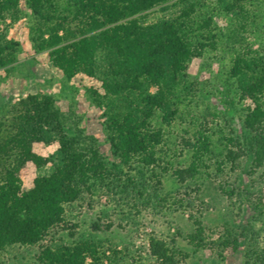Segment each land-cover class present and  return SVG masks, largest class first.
I'll return each mask as SVG.
<instances>
[{
    "label": "rangeland",
    "instance_id": "1",
    "mask_svg": "<svg viewBox=\"0 0 264 264\" xmlns=\"http://www.w3.org/2000/svg\"><path fill=\"white\" fill-rule=\"evenodd\" d=\"M80 1L51 0L50 26L32 16L25 0L14 14L0 18V46L14 60L0 66V203L7 196L5 171L14 174L16 195L7 209H0V222L18 228L14 219L24 221L35 205L34 187L75 166L65 160L64 150L70 158L81 154L85 161L103 165L108 178L99 180L89 174L77 200L63 205L69 231L31 233L30 242L2 247L0 264H40L43 248L63 246L89 249L94 264H159L150 255L152 240L163 243L178 264H264V163L254 169L250 155L233 165L224 160L229 140L243 143L250 136L243 129L249 102L240 100L229 73L234 53L249 52L264 67V0H174L127 19H136L150 34L164 25L176 30L172 54L161 59L158 68V86L145 83L140 91L152 96L164 93L165 120L154 119L158 123L154 127L160 129L155 157L163 163V171L137 161L121 165L112 155L107 129L111 117L119 124L143 105L136 94L132 110L127 109L132 102L121 100L99 102L100 108L96 107L87 92L106 97L102 90V81L109 80L105 51L95 56L99 69L94 78L81 72L68 81L49 64L47 53L35 48L38 37L47 40L55 30L72 42L76 26L89 19H77ZM232 4L234 12L226 9ZM61 17H66L63 32L57 28ZM35 95L52 98L54 112L62 119L41 126L20 167L9 140L15 133L11 108ZM198 135L208 144L209 154L195 178L180 185L172 169H186L194 160L193 152L183 149L181 142L194 143ZM194 221L203 229L199 249L189 243Z\"/></svg>",
    "mask_w": 264,
    "mask_h": 264
},
{
    "label": "trees",
    "instance_id": "2",
    "mask_svg": "<svg viewBox=\"0 0 264 264\" xmlns=\"http://www.w3.org/2000/svg\"><path fill=\"white\" fill-rule=\"evenodd\" d=\"M20 1L0 0V18L14 14ZM50 1L25 0V5L33 17L41 18L50 26L51 20L53 22L50 17L53 14ZM172 1L174 0H81L78 7L80 17L77 16V19H89L76 26L72 42H68L63 33L58 35V30L53 31V36L47 40L39 37L36 39V50L39 53L46 52L49 64L59 70L68 81L81 72L94 78L99 69L95 56L98 52L105 51L104 69L108 72L109 80L102 81V90L106 97L99 99L95 92H87L96 107L100 108L102 102L121 100L127 104L132 102L127 107L132 110L133 98L139 94L143 105L140 111L130 112L125 121L119 124H116L118 120L111 117L110 121L114 120L107 126L112 155L120 160L121 165L137 161L146 168L165 170L161 166L163 163L155 157V148L160 144V129L154 127L158 124L154 119L164 122L166 117L164 93L159 91L157 96H152L144 95L140 91L147 86L145 83L158 86V68L161 59L172 54V40L176 36V30L172 26L164 25L160 32L150 34L151 30L141 27L136 19H127ZM235 6L232 4L226 9L234 12ZM65 21L66 17L57 20V28L61 32L64 30ZM93 31L98 33L92 36ZM4 53V47L0 46V57L4 56L3 61L0 59V66H9L14 62L13 55H8L10 52ZM249 54L231 55L229 80L237 84L240 100L249 102L243 119V129L250 136L243 139V143L229 140L226 143L224 160L233 165L240 158L250 155L252 167L258 169L264 163V67ZM228 102L232 106L231 100ZM54 108L55 102L52 98L40 95L19 101L16 107L11 108L10 125L15 133L10 134L9 140L17 150L18 166H23L27 160L31 139L38 134L41 126L48 124L50 120L60 123L62 118L54 112ZM181 144L183 149L193 152L194 160L186 169H172V175L180 185L195 178L199 168L204 166L203 158L209 154L208 144L202 135H198L194 143L182 140ZM62 152L65 160H72L75 166L51 175L34 187L35 205L25 213L24 221L14 219L18 228L11 222H0V249L10 244L30 242L28 235L31 233L43 235L52 229L69 231V224L63 218V205L77 200L80 187L86 188L89 174L99 180L108 178V171L96 161L89 163L81 154L70 158L65 150ZM13 181V172L5 171L3 184L7 196L0 203V209H7L16 197L12 191ZM156 185L160 186L158 181ZM222 193L230 197L224 190ZM202 242V225L194 221V231L189 236V243L193 248L199 249ZM149 251L159 264H178L175 255L161 242L152 240ZM91 253L92 251L83 247L70 249L63 246L57 250L46 247L40 251L38 261L40 264H94L90 260Z\"/></svg>",
    "mask_w": 264,
    "mask_h": 264
}]
</instances>
